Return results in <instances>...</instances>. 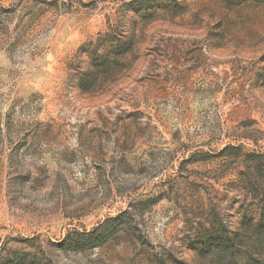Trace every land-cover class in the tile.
Masks as SVG:
<instances>
[{"label":"rangeland","instance_id":"rangeland-1","mask_svg":"<svg viewBox=\"0 0 264 264\" xmlns=\"http://www.w3.org/2000/svg\"><path fill=\"white\" fill-rule=\"evenodd\" d=\"M263 191L264 0H0V264H219Z\"/></svg>","mask_w":264,"mask_h":264},{"label":"trees","instance_id":"trees-1","mask_svg":"<svg viewBox=\"0 0 264 264\" xmlns=\"http://www.w3.org/2000/svg\"><path fill=\"white\" fill-rule=\"evenodd\" d=\"M127 46L115 44L111 50L95 56L91 67L79 77L81 90L94 92L113 80L125 66ZM258 210L257 220L244 217L234 232L220 221L210 223L208 228L201 226L196 231L198 242L193 248L200 256H213L219 264H264V191Z\"/></svg>","mask_w":264,"mask_h":264}]
</instances>
